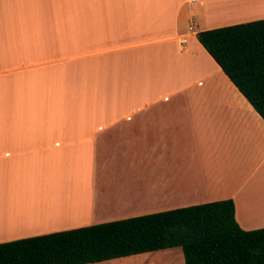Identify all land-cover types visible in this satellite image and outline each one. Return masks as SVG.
<instances>
[{"label":"crops","instance_id":"1","mask_svg":"<svg viewBox=\"0 0 264 264\" xmlns=\"http://www.w3.org/2000/svg\"><path fill=\"white\" fill-rule=\"evenodd\" d=\"M262 18L264 0H0V243L226 198L263 227L264 119L197 37Z\"/></svg>","mask_w":264,"mask_h":264},{"label":"trees","instance_id":"2","mask_svg":"<svg viewBox=\"0 0 264 264\" xmlns=\"http://www.w3.org/2000/svg\"><path fill=\"white\" fill-rule=\"evenodd\" d=\"M264 119V18L197 32ZM180 246L185 264H264V226L242 229L231 198L0 243V264H83Z\"/></svg>","mask_w":264,"mask_h":264}]
</instances>
